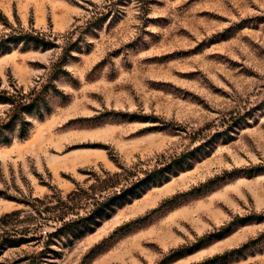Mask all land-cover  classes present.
Here are the masks:
<instances>
[{"label": "rangeland", "instance_id": "obj_1", "mask_svg": "<svg viewBox=\"0 0 264 264\" xmlns=\"http://www.w3.org/2000/svg\"><path fill=\"white\" fill-rule=\"evenodd\" d=\"M13 86L46 88L50 112L26 115L25 139L7 130L0 218L38 219L25 202L54 206L91 172L134 181L192 153L48 264H264V0H0V89Z\"/></svg>", "mask_w": 264, "mask_h": 264}, {"label": "trees", "instance_id": "obj_2", "mask_svg": "<svg viewBox=\"0 0 264 264\" xmlns=\"http://www.w3.org/2000/svg\"><path fill=\"white\" fill-rule=\"evenodd\" d=\"M44 44L50 46L49 43ZM47 93L46 88L36 96L35 92L27 94L16 86L8 90L0 89V103L9 107L5 118L0 119V145L11 144L13 141L7 130H17L20 139L28 136L30 123L26 121L27 114L35 113L43 117L46 112H50L46 100ZM225 124L226 122H223L221 126ZM191 154L187 152L171 163L145 172L143 178L134 181L130 179L132 174L126 169L116 173L91 172L86 181L89 182L90 178L94 177L95 182L88 187L79 185L67 196L59 197L54 206L48 203L42 208L35 203L25 202L34 209L38 219L21 218L24 210H16L0 218V258L9 249L43 244L39 253L25 260H28L29 264L38 261L48 264L51 259L48 253H58L54 246L65 248L73 245L77 240L94 233L119 208L142 198L151 188L169 181L172 172L178 173L191 168L192 166L186 163L189 161L188 155ZM136 175L133 174V177ZM44 201L35 200L40 204H44ZM48 226H53L54 230H47Z\"/></svg>", "mask_w": 264, "mask_h": 264}]
</instances>
